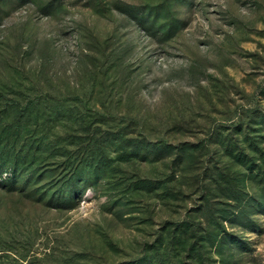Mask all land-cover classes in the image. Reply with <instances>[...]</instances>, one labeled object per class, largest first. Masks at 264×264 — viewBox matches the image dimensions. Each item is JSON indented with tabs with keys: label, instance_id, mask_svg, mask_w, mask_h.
<instances>
[{
	"label": "rangeland",
	"instance_id": "rangeland-1",
	"mask_svg": "<svg viewBox=\"0 0 264 264\" xmlns=\"http://www.w3.org/2000/svg\"><path fill=\"white\" fill-rule=\"evenodd\" d=\"M49 95L77 104L74 122L51 132L67 138L79 165L66 190L75 191L73 207L48 200L59 187L49 174L13 193L11 170L0 174V224L11 233L2 236L29 240L30 264H208L209 255L264 264L260 179L245 186L254 196L244 220L227 222L245 242L234 260L205 247L199 259L194 241L174 234L238 205L247 172L225 139L239 146L243 107H264V0H0V117L11 97ZM98 111L111 122L85 131L78 120L100 121ZM260 115L250 132L264 150ZM46 155L38 171L57 172L59 158Z\"/></svg>",
	"mask_w": 264,
	"mask_h": 264
},
{
	"label": "trees",
	"instance_id": "trees-1",
	"mask_svg": "<svg viewBox=\"0 0 264 264\" xmlns=\"http://www.w3.org/2000/svg\"><path fill=\"white\" fill-rule=\"evenodd\" d=\"M11 98L12 99L7 105L10 109H6V114L4 116L1 115L0 117V122L3 120V123L5 124L3 127H0V150L5 144L2 149L4 152H7H0V174L5 169L9 168L11 170V177L8 179L7 184L11 186L12 193L16 192L18 186L21 184H23L25 188L30 186L36 176H39L42 173L43 175L49 174L50 177L55 179L50 182V185L53 186L52 189L59 187L52 192L49 199L48 197H43V199H48L50 202H56L59 207L62 205L71 208L70 206L75 202L76 194L74 193L75 191L70 190L68 193L66 190L67 186L70 188L73 187L71 184L72 179L78 174V172L76 173V170L79 165L75 164V156L66 155L67 148L71 145V143L67 142V138H59L57 134L54 136L55 138H51V132L54 128L58 130L59 124L69 123L70 121L72 123L74 122L73 119L70 118L72 115L74 116L75 111H77L75 108L77 104L66 103L68 101L67 99H58L51 95L46 96V98L41 96L33 99L30 98L25 104H21L16 97ZM69 107L72 111L68 110ZM98 113L99 116L103 117L99 119L100 121H91L87 118L85 121L83 120V122L82 120H78V122H81L86 126L85 131L91 130L93 123L101 126L102 123L111 122L110 118L113 117V115L109 116L108 113L100 111H98ZM258 113L261 114L260 122L264 123V107H262L261 104L243 107V112L239 115V121L236 126L240 125L241 133H244L245 126L247 130L244 133L245 138L240 141L239 146L236 144L234 138L225 139L227 142V155L241 162L242 165L245 166L247 172L246 179L241 180L244 187H238L236 190L237 193L240 191L236 210L229 215L234 207L227 205L225 208L223 207V209H219V211L224 214L223 218L220 220L218 219V221L217 218L210 219L207 221V225L203 227V229L195 225L191 226L194 223L192 221H187L179 224V226L182 227H180L179 230L177 229L174 231L175 236H178L179 240L187 238L194 241L191 245V252L192 254H195V256L197 255V257L199 255V259H201V248L205 247L212 255L224 256L225 254L231 253L233 255L232 260H234V251L236 247L243 248L245 246V242H243L241 238L239 239L235 236V233L230 230V226L238 219H242L248 212L247 210L251 207V201H248L246 197L253 198L254 195H247L249 188L245 189V186L248 180L252 183L257 181V179L264 182V150L261 149L263 141L259 140L257 135H251L250 132V122L251 120H255V118H259ZM7 118H14L16 123L14 124V120H12V123H6L5 120ZM10 127H13L14 129V132L11 134L8 133ZM92 131H94L92 134L93 138L102 134L100 127H97V129ZM124 135H126V133L123 131L117 132V137H123ZM18 140H20V143L23 142L24 144H20L22 147H19L17 150L18 146L15 145H19L17 143ZM166 148L167 145H163V150L161 151V149L155 145L153 150L155 153L161 151L163 153L162 155H164L166 154ZM153 150L148 151V153L150 154L151 152H154ZM47 153L59 158L52 163L53 166L56 167L57 172L55 168L49 169L48 166H46L45 169H40L38 171V168L47 162L44 160V162L41 163L43 158L47 156ZM60 158L63 159V162ZM258 159L261 160V163H258ZM67 165L69 171L67 170ZM34 166L35 168L33 169ZM60 166L62 167L57 168ZM5 187V183L0 185V189L2 190L5 189ZM175 197L177 198V196ZM207 197L208 204L210 200L209 196ZM255 197H257V195ZM260 204L262 203L260 202L259 205ZM206 207L207 206L204 203L200 205L196 211H204ZM210 215L214 216L212 213H210ZM229 220L233 221L229 222ZM227 222L231 225H227ZM197 224L202 226L204 223L203 221H198ZM3 234H9L10 236L11 233L10 231H5L4 226L0 224V264H30L28 258L31 253L29 247L31 242L27 240L23 243V241H20L17 237L12 240L3 238ZM216 262L217 260L209 255L208 264H217Z\"/></svg>",
	"mask_w": 264,
	"mask_h": 264
}]
</instances>
